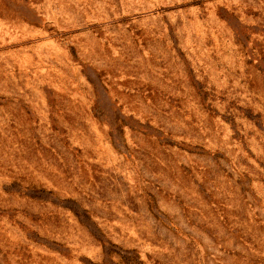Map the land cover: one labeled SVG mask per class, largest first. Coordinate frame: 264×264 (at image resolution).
I'll use <instances>...</instances> for the list:
<instances>
[{
	"label": "rangeland",
	"instance_id": "1",
	"mask_svg": "<svg viewBox=\"0 0 264 264\" xmlns=\"http://www.w3.org/2000/svg\"><path fill=\"white\" fill-rule=\"evenodd\" d=\"M0 264H264V0H0Z\"/></svg>",
	"mask_w": 264,
	"mask_h": 264
}]
</instances>
